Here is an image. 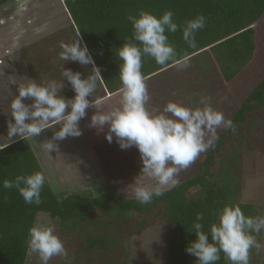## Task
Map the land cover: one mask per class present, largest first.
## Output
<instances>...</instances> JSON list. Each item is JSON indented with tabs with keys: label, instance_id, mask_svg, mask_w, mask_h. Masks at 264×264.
Masks as SVG:
<instances>
[{
	"label": "trees",
	"instance_id": "1",
	"mask_svg": "<svg viewBox=\"0 0 264 264\" xmlns=\"http://www.w3.org/2000/svg\"><path fill=\"white\" fill-rule=\"evenodd\" d=\"M8 1L0 0V7ZM62 5L65 25L31 42L26 41L17 51L28 79H35L37 83L62 81L64 86L60 95L70 99L75 92L61 76L62 66L80 72L82 78L92 74L91 64L83 66L59 58L61 42H73L79 31L82 45L87 46L103 78L97 81L93 94L95 101L122 86L117 49L125 38L132 36L131 22L126 19L130 13L138 14L143 8L159 18L170 10L178 26L203 15L205 26L195 33V48L183 40L182 27L175 33L166 29L165 34L179 58L202 56L207 60L206 64L212 58L226 81L235 78L252 61L256 51L253 25L264 16V0H63ZM170 65L173 64L169 62L162 66L154 58L143 56L141 71L148 78ZM8 70L9 61L5 59L0 75L6 79L8 99H12L18 95L17 86L21 82L12 76L6 78ZM22 74L26 76L25 72ZM263 110L264 74L227 118L236 126L235 132L221 128L214 147L200 154L194 169L178 179L176 187L161 196H154L148 204H141L134 197L118 195L110 189L93 190L90 194L67 192L58 196L44 173L30 138L14 139L0 149V264H25L28 230L39 212L60 221V229L67 233V245L72 246L70 264H125L124 259L117 258L122 240L120 235L131 236L155 222L169 228L164 264L197 261L186 248L196 239L192 226L198 213L203 215L199 222L203 231L209 234V241L210 224L216 221L215 212L225 203L239 206L246 216H261V210L256 206L240 201L238 171L244 151L262 150L256 132L261 124L255 121L254 115ZM34 171L42 172L46 178L39 205L25 203L15 187L4 188L5 179L11 181L17 175ZM225 259L221 252L215 264H224Z\"/></svg>",
	"mask_w": 264,
	"mask_h": 264
},
{
	"label": "clouds",
	"instance_id": "2",
	"mask_svg": "<svg viewBox=\"0 0 264 264\" xmlns=\"http://www.w3.org/2000/svg\"><path fill=\"white\" fill-rule=\"evenodd\" d=\"M126 19L131 22V38H125L117 49L119 78L118 103L107 111L100 110V103L94 100L97 81L103 79L88 48L82 45L80 32L71 43L61 42L59 58L62 61L78 62L83 66L92 65V74L82 78L80 72L61 68V76L66 78L75 92L73 98L60 95L62 81L48 80L37 83L35 79L19 84L18 95L10 101L12 120L8 121V142L3 149L20 139L38 137L45 129L59 124L52 140L43 144L45 151L57 149L56 140L68 136L81 135L79 121L85 117L89 107L96 109L91 117V126L102 129L108 125L107 139L115 135L122 149L135 146L142 160L140 174L135 178L131 192L141 204L151 203L154 196L179 184L178 176L187 170L209 147H214L218 139L217 129L232 130L236 126L226 119L223 112L213 107L210 98H202L201 106L188 107L180 102L168 101L163 110L149 108L150 99L145 77L142 74V57L154 58L159 65L171 62L178 68L188 66L189 57H178L175 48L168 42V32L175 33L182 27V38L189 47L195 48V33L204 28L205 17L198 15L178 26L173 21V13L165 11L159 18L144 10L130 13ZM89 97H93L92 100ZM30 99V104L24 103ZM40 171L20 174L14 180H4V188L15 187L25 203L39 205L40 193L45 183ZM151 181L153 183H147ZM216 221L210 224V236L203 231L202 214H197L193 230L196 239L189 243L186 251L197 258L199 264H215L221 252L231 264H249L253 248L259 252L262 245L256 235L264 230V216H246L239 206L225 203L215 212ZM30 253H36L42 264H48L53 257H67L63 241L51 224L34 223L28 230L26 240Z\"/></svg>",
	"mask_w": 264,
	"mask_h": 264
},
{
	"label": "rangeland",
	"instance_id": "3",
	"mask_svg": "<svg viewBox=\"0 0 264 264\" xmlns=\"http://www.w3.org/2000/svg\"><path fill=\"white\" fill-rule=\"evenodd\" d=\"M62 1L10 0L0 7V60H2L0 68L7 59L9 70L5 73L6 78L12 76L16 81L27 82V70L17 48L26 41L31 42L65 25L66 22L59 14L64 10ZM253 28L256 40L254 57L235 78L230 81L224 80L212 58L207 64V60L202 56L189 58L188 66L185 68L170 65L156 75L145 78L150 96L149 108L161 110L168 101L196 107L201 106L202 98H210L212 106L223 112L227 119L264 74V16L253 25ZM21 71H24L26 76ZM119 99L116 93L107 97L100 105L106 103L109 109L116 105ZM10 100L11 98L9 102ZM31 102L30 99H26L25 103ZM100 110L105 111L103 108ZM95 111L93 108L91 114L79 121L81 135L54 141L57 145L55 151L50 153L45 151L43 144L48 142L47 140H52L54 132L59 130V124L45 129L38 137H31L30 143L34 152L42 162L50 184L56 193H59L58 196L67 192L80 191L82 194H90L93 190L99 192L110 189L118 195L134 197L131 192L132 183L142 168V161L138 164L141 160L139 151L135 146L122 149L114 134L109 141L108 125H104L102 129L92 127L91 117ZM9 112L10 103L1 104L0 121L7 126L8 121L13 119ZM254 118L261 124L256 132L262 150L243 152L238 171L239 196L240 201L253 204L261 210V216H264V110L255 113ZM220 129H217V132ZM195 163L196 161L187 170L181 171L178 179L189 174ZM109 178L118 180L112 181ZM37 222L53 225L68 252L67 257H53L48 264H70L72 246L67 245V233L60 229V221L39 212L35 220V223ZM168 230L167 225L155 222L131 236L120 235L122 240L117 258L124 259L125 264H164ZM256 239L262 248L259 252L255 248L251 250L249 264H264V230L256 234ZM25 264L42 262L36 253L28 251ZM191 264L199 262L193 261ZM224 264L231 262L225 259Z\"/></svg>",
	"mask_w": 264,
	"mask_h": 264
},
{
	"label": "crops",
	"instance_id": "4",
	"mask_svg": "<svg viewBox=\"0 0 264 264\" xmlns=\"http://www.w3.org/2000/svg\"><path fill=\"white\" fill-rule=\"evenodd\" d=\"M64 12H65V9L61 11V13H59L61 16L64 15ZM64 17V16H63ZM118 93V91L114 92V93H108L106 92L105 96L96 100L98 101L99 103H101L102 101L105 102V99L107 97H110L114 94ZM9 103V99H8V84H7V81L5 78H3L1 75H0V106L1 104H7ZM107 105L106 103H103L102 105H100V109L103 108V110L107 111ZM93 107H89L87 110H86V116L87 117L90 113V111H92ZM163 110V109H161ZM8 126L6 125V123H4L2 120L0 121V148L3 147V145L5 143L8 142ZM44 131V130H43ZM42 131V132H43ZM16 138H19L18 136H15L12 138V140L16 139ZM93 161V160H92ZM85 174H86V170H85ZM89 176V175H88Z\"/></svg>",
	"mask_w": 264,
	"mask_h": 264
}]
</instances>
